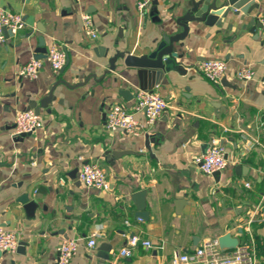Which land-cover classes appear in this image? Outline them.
Wrapping results in <instances>:
<instances>
[{"label":"crops","instance_id":"crops-1","mask_svg":"<svg viewBox=\"0 0 264 264\" xmlns=\"http://www.w3.org/2000/svg\"><path fill=\"white\" fill-rule=\"evenodd\" d=\"M139 1L0 0V9L26 21L0 47V217L21 239L18 252L3 253L0 264H57L59 245L77 238L72 264H171L173 251L189 253L226 234L253 245L257 264H264V33L255 21L264 17V0H256L251 15L228 9L219 26L189 23L188 37L174 46L179 70L157 86L149 77V89L168 108L144 135L132 137L107 132L105 122L110 104L133 107L137 70L118 60L117 71L106 74L109 61L117 52L149 55L164 35L182 33L176 23L192 3L152 0L140 13ZM84 15L93 17L97 39L83 33ZM53 45L67 53L68 65L56 73L45 63L35 81L19 77L20 68ZM207 59L227 63L219 85L199 71ZM245 66L256 73L247 83L236 77ZM59 80L73 89L56 88L52 113L40 111L43 128L15 136L17 114ZM122 90L131 92L128 99ZM213 139L225 146L228 160L219 181L193 160ZM80 157L100 165L109 192L78 181ZM139 192L143 207L132 199ZM26 195L37 203L34 211L21 201ZM138 211L149 220L135 217ZM95 234L98 244L89 250ZM133 235L153 247L140 244L132 257L121 256Z\"/></svg>","mask_w":264,"mask_h":264},{"label":"built area","instance_id":"built-area-1","mask_svg":"<svg viewBox=\"0 0 264 264\" xmlns=\"http://www.w3.org/2000/svg\"><path fill=\"white\" fill-rule=\"evenodd\" d=\"M152 0H140L137 4L138 11L144 13ZM261 28L264 33V17L260 18ZM26 27L24 17L19 13H12L6 9H0V47L9 40L5 31L10 36L15 37L19 31ZM82 30L88 38L97 39L98 30L95 28L93 17L90 15L82 16ZM45 59L33 57L29 63L20 68L19 77L35 81L41 74V69L48 63L51 70L59 73L67 63V53L53 45L47 50ZM228 66L224 60L207 59L199 65V71L210 83L219 85L227 72ZM256 73L250 67H243L237 73V79L247 83L255 79ZM264 87V79L260 81ZM131 109L112 103L106 115V130L109 133L123 132L127 136L139 137L144 135L149 128L156 125L168 108L167 102L161 94L154 90H139L135 95V102ZM138 115H143V121L138 119ZM43 119L34 110L21 111L17 114L14 135L19 137L23 134H35L43 128ZM194 163L199 166L205 175L221 173L227 166L225 146L218 140H212L201 156L193 157ZM82 163L78 173V181L89 189H97L102 192L111 190V183L108 181L104 170L98 163H93L80 157ZM250 187V184H246ZM97 235H92L87 241V248H96ZM142 245L146 249L153 247L152 242L142 240L133 235L128 241L127 247L120 250L119 254L123 257H132V249ZM21 246L19 234L9 230L2 224L0 217V253L15 254ZM81 240H64L58 247L57 264H72ZM171 264H257L258 256L254 246L250 244L238 245L234 249H223L220 247L218 239L208 240L202 246L189 253L179 251L172 252Z\"/></svg>","mask_w":264,"mask_h":264},{"label":"water","instance_id":"water-1","mask_svg":"<svg viewBox=\"0 0 264 264\" xmlns=\"http://www.w3.org/2000/svg\"><path fill=\"white\" fill-rule=\"evenodd\" d=\"M259 8L256 0H192L190 7L186 10L181 18L177 20L176 25L182 29V33L176 35H164L163 40L155 48L154 52L143 57H137L131 54H125L123 52H117L109 61L110 72L117 71V62L122 60L124 62L125 68H132L137 70V78L139 81V87L142 91L153 90L149 89V77L154 76V85H160L167 73L172 71H178L180 65L177 63L180 57L179 52L176 51L175 45H180L189 35V23L198 22L204 23L207 26H214L222 22V19L227 17L230 10L235 11V15L238 16V12H242L244 15H251ZM230 9V10H228ZM258 19L260 23V18ZM261 27V23L259 24ZM5 34L10 37L9 33L5 31ZM47 56L46 51L41 52L36 57L45 59ZM69 64V57L67 55V65ZM91 77L96 78V75H91ZM91 77L86 78L84 82L73 86V88L84 86L89 82ZM225 81H222V83ZM59 85L65 86L67 89H73L63 80H59L54 83L52 87L49 88L50 93L48 96L41 98L39 101L31 102L28 106L29 110H34L36 113L40 114L41 109H47L49 114L52 110L49 108L50 105L57 99L56 88ZM131 92L122 90L120 95L128 99V95ZM31 134H23L22 137H27ZM213 177L219 181L220 173L213 174ZM144 192L135 193L132 196L133 201L138 204L139 207L144 205ZM21 201L25 204L27 210H35L37 208V203L35 201H30L28 195L24 196ZM135 217L148 221V213L144 211H138ZM220 247L223 249H234L239 245V241L232 237L231 234H226L225 236L218 239ZM20 249V248H19ZM109 249L107 245H104L103 250ZM0 255H2L0 253Z\"/></svg>","mask_w":264,"mask_h":264}]
</instances>
